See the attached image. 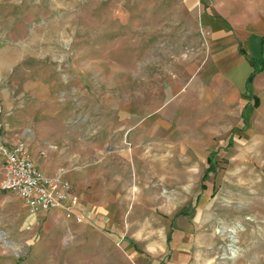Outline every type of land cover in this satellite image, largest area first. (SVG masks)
I'll use <instances>...</instances> for the list:
<instances>
[{
    "label": "rangeland",
    "instance_id": "rangeland-1",
    "mask_svg": "<svg viewBox=\"0 0 264 264\" xmlns=\"http://www.w3.org/2000/svg\"><path fill=\"white\" fill-rule=\"evenodd\" d=\"M258 17L264 0H0V181L24 142L85 219L0 189V264H264V51L244 91L223 69Z\"/></svg>",
    "mask_w": 264,
    "mask_h": 264
},
{
    "label": "built area",
    "instance_id": "built-area-1",
    "mask_svg": "<svg viewBox=\"0 0 264 264\" xmlns=\"http://www.w3.org/2000/svg\"><path fill=\"white\" fill-rule=\"evenodd\" d=\"M66 172L65 167H59L46 175L36 166L26 144L17 142L5 154L0 189L16 193L31 215L59 210L66 218L82 223L85 219L75 204Z\"/></svg>",
    "mask_w": 264,
    "mask_h": 264
},
{
    "label": "crops",
    "instance_id": "crops-1",
    "mask_svg": "<svg viewBox=\"0 0 264 264\" xmlns=\"http://www.w3.org/2000/svg\"><path fill=\"white\" fill-rule=\"evenodd\" d=\"M202 20L204 24L214 31V33L218 32L219 37L225 35V25L223 24L225 22L222 18L204 13ZM230 33L237 44V55L232 61L223 66V69L226 70V75L229 80L237 86L240 91H244L247 75L253 68L249 60L264 51V18H244L242 22L233 24ZM34 162L36 166L47 175H52L55 171L52 170V168L46 167L36 158H34Z\"/></svg>",
    "mask_w": 264,
    "mask_h": 264
},
{
    "label": "trees",
    "instance_id": "trees-1",
    "mask_svg": "<svg viewBox=\"0 0 264 264\" xmlns=\"http://www.w3.org/2000/svg\"><path fill=\"white\" fill-rule=\"evenodd\" d=\"M250 79H251V78L249 77L248 82H247L248 85H249ZM204 177H206V174H205ZM169 240H170V239H169Z\"/></svg>",
    "mask_w": 264,
    "mask_h": 264
}]
</instances>
